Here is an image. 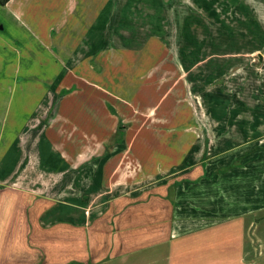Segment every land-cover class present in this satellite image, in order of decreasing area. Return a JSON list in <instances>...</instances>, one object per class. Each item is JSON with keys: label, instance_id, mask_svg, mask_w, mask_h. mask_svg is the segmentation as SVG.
<instances>
[{"label": "crops", "instance_id": "1", "mask_svg": "<svg viewBox=\"0 0 264 264\" xmlns=\"http://www.w3.org/2000/svg\"><path fill=\"white\" fill-rule=\"evenodd\" d=\"M90 6L87 27L58 22L62 38L69 24L79 39L62 43L68 62L57 76L27 79L11 100L0 70V264H264L255 257L264 244V29L253 10L247 42L260 43L244 51L242 35L228 44L229 0ZM253 54L252 79L237 84L251 93L171 108L175 87L198 84L202 71L204 85L226 87ZM116 86L126 97L106 88ZM165 117L171 126L157 124Z\"/></svg>", "mask_w": 264, "mask_h": 264}, {"label": "rangeland", "instance_id": "2", "mask_svg": "<svg viewBox=\"0 0 264 264\" xmlns=\"http://www.w3.org/2000/svg\"><path fill=\"white\" fill-rule=\"evenodd\" d=\"M110 0H14L11 4L4 6L5 0H0V17H2L4 22V30H0L1 37L4 38L6 41V46L4 49H0V70H3V75L6 80L10 79L14 85L10 87L11 89L6 93L7 96H11V100H13V96L19 95L20 93V85L21 84H28L31 85L30 80L35 79H45L50 78L52 76H57L63 67H66L68 58L61 52L62 50V43L64 41L69 45L70 42L77 43V37L73 36L76 35V28H72L70 26L74 23H80V29L87 27V21L90 19L92 12L91 10V3L94 2L95 7H97L98 2L100 3L97 8L100 9L101 6L103 8L109 4ZM145 2H155L156 0H144ZM242 1L247 5V7L256 15L259 22L264 29V0H261V4L258 3L257 5H253L252 0H229V14L228 18V44L231 43V35H242L241 36V46H236L238 48H242L244 51H247L246 48L254 47L259 45L260 42L256 40H251V42H247V39L251 35H253L254 28L252 24V20L248 18L250 13L247 10V7L242 3ZM241 11L240 14H237V10ZM14 16H18L20 28L16 27L13 22H16ZM68 20L69 24L68 27L64 28L66 33L68 34L65 38H62V30L61 27L58 26V22ZM85 22V25L83 24ZM1 25V22H0ZM51 26L53 27V32L50 30ZM247 27L249 29H247ZM241 28L242 30H240ZM216 29V25H214V30ZM220 30V27L218 26ZM223 29V28H222ZM245 29V31H243ZM12 30L15 33H20V46L19 43H16L11 39ZM70 30L71 33H70ZM61 32V33H60ZM200 35L203 36V39L200 38L202 41L201 44L205 42L204 33L203 31H199ZM244 37V38H243ZM176 39H168L169 43H167V47H172L174 45V41ZM180 40V39H179ZM134 41V39H133ZM167 41V42H168ZM221 42V40H220ZM181 43V41H180ZM262 43V37H261ZM178 44V43H177ZM182 44H188L186 41H182ZM223 44H226V40H223ZM243 46V47H242ZM248 46V47H247ZM214 47V46H213ZM56 48V50H55ZM242 50V52H244ZM262 58V63H264V51L259 53ZM154 56V55H153ZM156 56V55H155ZM159 56V55H157ZM205 54H183L182 57L184 61L188 62V60L194 61L195 60H202L204 59ZM164 61H172L171 55L167 54L164 57ZM57 61L58 63H55ZM142 63V61L140 62ZM258 63L257 55H246L244 58V62L242 68L236 69L229 75L228 81L226 80L227 84L225 86H207L204 85V78L209 71H202L201 72V79L199 80L198 84H192L190 86L186 83L185 86H179V88L175 87L173 90V97L175 101V105L171 108L176 111V109L181 110H204L205 103H209L205 101V96L212 97L215 94H244L251 93V89H247L248 87L237 85L240 84L243 80L252 79L253 74V65ZM260 64V63H259ZM257 64V68L259 66ZM252 67V68H248ZM264 68V65L262 66ZM80 71V70H79ZM30 79V80H27ZM33 82V81H32ZM198 82V81H197ZM11 83V84H12ZM7 86H3V89H7ZM42 87H35L32 88L33 92H36L38 95H41L46 91V86L43 85ZM109 91V88L113 89L114 94H123L125 93V87H106ZM133 88V92L131 94L137 93V86L129 87ZM162 87H149L150 90H157ZM165 91H169L170 87H163ZM237 88L242 89L241 91ZM243 88L245 90H243ZM223 89V90H222ZM227 89V90H226ZM136 91V92H135ZM123 92V93H121ZM135 92V93H134ZM159 92V91H158ZM157 92V93H158ZM30 93V92H29ZM245 93V95H247ZM165 94V93H164ZM4 95V94H3ZM33 95V94H32ZM126 97V94H123ZM159 95V94H157ZM1 96V95H0ZM128 96V95H127ZM170 96V95H169ZM166 96L163 97V99ZM162 99V100H163ZM169 99V97H166ZM162 102V101H161ZM171 104V103H170ZM12 108L9 110L8 115H11L13 111H15L18 105L16 101L11 102ZM161 105V103L159 104ZM167 101L162 104V108L166 109ZM196 105V106H195ZM161 107V106H160ZM219 107L221 104L219 103ZM218 107V108H219ZM1 111V109H0ZM173 111V112H174ZM125 118H121L120 123L124 121ZM131 121L136 120L135 118L128 119ZM171 119L165 117L163 122H158V125H170ZM125 124V123H124ZM161 135V134H160ZM120 136L118 134L117 139ZM1 152V150H0ZM261 221L264 220V212H261L259 216H256ZM258 255L255 256L256 259H261L264 257V244H261L256 249ZM256 255V252H255Z\"/></svg>", "mask_w": 264, "mask_h": 264}]
</instances>
